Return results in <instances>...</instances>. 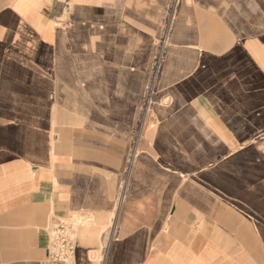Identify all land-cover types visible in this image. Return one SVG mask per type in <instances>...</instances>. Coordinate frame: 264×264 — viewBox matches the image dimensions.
<instances>
[{
    "label": "crops",
    "instance_id": "obj_1",
    "mask_svg": "<svg viewBox=\"0 0 264 264\" xmlns=\"http://www.w3.org/2000/svg\"><path fill=\"white\" fill-rule=\"evenodd\" d=\"M67 1L0 0V264L72 214L77 264H264V0Z\"/></svg>",
    "mask_w": 264,
    "mask_h": 264
},
{
    "label": "built area",
    "instance_id": "obj_2",
    "mask_svg": "<svg viewBox=\"0 0 264 264\" xmlns=\"http://www.w3.org/2000/svg\"><path fill=\"white\" fill-rule=\"evenodd\" d=\"M68 7L67 0H57ZM92 222L89 216L72 214L67 218L54 220L49 226L50 243L43 264H77L76 251L79 229ZM104 264V260L101 261Z\"/></svg>",
    "mask_w": 264,
    "mask_h": 264
},
{
    "label": "rangeland",
    "instance_id": "obj_3",
    "mask_svg": "<svg viewBox=\"0 0 264 264\" xmlns=\"http://www.w3.org/2000/svg\"><path fill=\"white\" fill-rule=\"evenodd\" d=\"M163 100L165 101V102L163 101V103H161L163 105H167L170 102V100L167 97L164 98Z\"/></svg>",
    "mask_w": 264,
    "mask_h": 264
}]
</instances>
